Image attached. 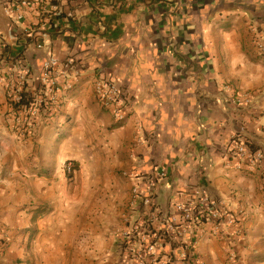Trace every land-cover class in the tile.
I'll use <instances>...</instances> for the list:
<instances>
[{
  "label": "crops",
  "instance_id": "crops-1",
  "mask_svg": "<svg viewBox=\"0 0 264 264\" xmlns=\"http://www.w3.org/2000/svg\"><path fill=\"white\" fill-rule=\"evenodd\" d=\"M19 1L0 0V264H86V252L121 264L116 230L135 185L124 174L163 169L160 212L203 193L236 219L219 237L197 231L198 262L264 264V162L240 170L232 152L243 132L264 155V0H58L49 22L36 10L16 20ZM51 56L75 61L74 88L23 135L8 85L27 66L37 96ZM98 80L120 88L125 121L101 105ZM227 86L253 103L234 105Z\"/></svg>",
  "mask_w": 264,
  "mask_h": 264
},
{
  "label": "built area",
  "instance_id": "built-area-1",
  "mask_svg": "<svg viewBox=\"0 0 264 264\" xmlns=\"http://www.w3.org/2000/svg\"><path fill=\"white\" fill-rule=\"evenodd\" d=\"M28 10H36L48 22L60 14L58 0H20L7 8L8 14L18 21L24 20ZM256 48L264 55V36L257 39ZM74 66V60H68L62 66L57 58L49 57L41 77L44 91L28 102H23V95L27 93L30 70L27 66L21 67L17 84L8 85L9 104L16 131L25 135L51 116L53 109L60 104V93L74 88V84L68 81L69 70ZM226 91L232 93L230 101L234 105L248 107L253 103L254 95L251 92H238L230 86L226 87ZM95 93L101 105L110 110L118 122L126 120L122 92L113 81L98 80ZM232 143V152L240 160L238 169L246 165L250 172H255L262 166L263 153L252 147L243 132L234 135ZM64 170L72 174L73 163L66 162ZM124 176L135 185L129 202V213L124 217L122 226L116 230L121 264H201L194 256L197 231L210 225V235L219 237L224 227L236 224L235 217L223 209L222 202L203 193L176 203L174 214L160 212L157 199L159 189L167 178L165 169L149 178L136 173H125ZM230 258L235 260V253L231 252Z\"/></svg>",
  "mask_w": 264,
  "mask_h": 264
},
{
  "label": "rangeland",
  "instance_id": "rangeland-1",
  "mask_svg": "<svg viewBox=\"0 0 264 264\" xmlns=\"http://www.w3.org/2000/svg\"><path fill=\"white\" fill-rule=\"evenodd\" d=\"M89 217H90V214H89ZM92 218H93V217H92ZM92 218L88 219V218H87V213H86V225H89V221L91 222L92 225H94V221H92ZM93 220L96 221V218H94ZM86 233H87V232H86ZM87 255H88V254H87V252H86V264H101V262L98 261L97 258H95V259H93V258H89ZM80 259H82V256H80ZM78 264H83V262H80V263H78Z\"/></svg>",
  "mask_w": 264,
  "mask_h": 264
},
{
  "label": "trees",
  "instance_id": "trees-1",
  "mask_svg": "<svg viewBox=\"0 0 264 264\" xmlns=\"http://www.w3.org/2000/svg\"><path fill=\"white\" fill-rule=\"evenodd\" d=\"M32 96H30L28 93H24L23 95V102H28V100H31Z\"/></svg>",
  "mask_w": 264,
  "mask_h": 264
}]
</instances>
